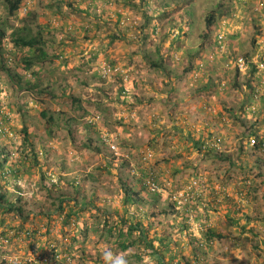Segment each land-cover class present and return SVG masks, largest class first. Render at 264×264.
I'll return each mask as SVG.
<instances>
[{
	"label": "rangeland",
	"instance_id": "1",
	"mask_svg": "<svg viewBox=\"0 0 264 264\" xmlns=\"http://www.w3.org/2000/svg\"><path fill=\"white\" fill-rule=\"evenodd\" d=\"M262 2L22 0L8 14L7 3L0 0L1 43L15 58L9 65L21 68L23 79L40 80L28 90L0 70V147L16 168L6 178L7 198L21 197L16 204L28 215L23 219L7 211L5 203L0 206V264H39V258L55 254L54 264H118L121 259L166 264L168 251L155 248L164 245L161 236L181 239L180 255L189 256L192 245L187 242L193 240L186 237L188 230L202 238L204 264H264V150L252 147L250 133L255 130L264 138V87L259 77L247 83L255 73L251 61L264 60V50L250 43L253 36L255 47L264 42V25L256 28L253 22H259ZM87 5L93 6L89 13L79 10ZM152 5L159 13L151 11ZM210 10L217 11L221 23L214 32L233 31L227 40L234 43L229 47L236 56L249 52L245 72L223 71V55L229 52L224 44L217 52L207 44L201 47ZM54 23L63 26L57 29ZM23 26L32 35L41 32L50 61L22 69L30 53L13 44L9 34ZM152 60H163L164 68H153ZM106 64L120 71L103 78L100 70ZM189 64L192 68L183 71ZM118 76L124 79V98L117 94ZM41 110L68 119L69 126L62 120L58 127L49 126ZM24 125L38 153L34 167L33 158L28 162L21 153L28 146L20 133ZM89 137L92 145H87ZM142 151H149L147 158ZM151 176L154 192L146 185ZM57 178L61 189L52 197L63 193L81 209L68 225L54 208L58 201L49 203L45 188ZM71 179L78 185L69 184ZM122 180L133 188L144 181L139 196L148 201L129 212H139L143 224H150L141 237L140 231L132 234L135 244L125 251L117 246ZM153 193L160 197L154 199ZM90 200L104 212L90 208ZM161 210L169 213L158 215ZM207 226L227 237L206 241L201 231ZM106 251L111 259L104 257ZM174 255L176 261L172 251Z\"/></svg>",
	"mask_w": 264,
	"mask_h": 264
},
{
	"label": "trees",
	"instance_id": "2",
	"mask_svg": "<svg viewBox=\"0 0 264 264\" xmlns=\"http://www.w3.org/2000/svg\"><path fill=\"white\" fill-rule=\"evenodd\" d=\"M21 1L22 0H5V2L8 5V14L15 13L19 7ZM127 1L129 2L132 0H127ZM142 2L144 4H148L151 2V0H142ZM68 5L72 6V3L69 2ZM152 7H154V8H152L151 11H153V12L155 11V12L159 13V10H157V8L154 5H152ZM219 7H222V4H220L218 6V8ZM92 9H93L92 5H87L86 7L81 8L79 10L81 12L87 14ZM222 10H223V12L225 11L224 9H222ZM216 12H217L216 10H210L206 14L204 29H203L201 36H200L201 41H202L201 47L205 48V46L207 44L211 48V51L213 50L214 52H217L218 48L223 44L226 47H229L231 44H233L231 41L227 40V38L232 35L229 32L225 33L221 37H219V33L214 32L215 28L221 27V23L217 22ZM150 13L151 14H149V12L145 11V15L148 17L152 15V12H150ZM149 20L150 19H148V21ZM258 21L259 22H256V20H253V22L255 23L254 26L256 28H258V26H263L261 24L260 17H259ZM187 23L190 24L191 20L187 19L186 24ZM1 24L2 23L0 22V70L2 72H5L9 78L14 79L16 82L22 83L25 86V88L28 90L32 89V88H37V82H39L40 80L31 82L30 79L29 80L23 79L22 74H20L21 68L20 69H17L15 67L13 68L11 65H9V62L12 60H15V58H14L13 51L11 49L6 48V46L3 43H1V38H3L5 35L4 31L1 29ZM93 25L95 27L97 25V23L93 24ZM62 26H63L62 24H61V26H59L55 23L53 25V27L57 28V29L62 28ZM66 28H70V26L69 27L66 26L65 29ZM153 29H156V26H154V24H153L152 30ZM39 32H37V34H35V35H32L30 29L26 26H23V27H20L16 30L12 31V33L9 34L13 44L19 46L20 48H25L26 51L28 53H30V56L23 58V60H22L23 68L22 69H25V70L29 69V68L31 69L32 66L35 65L36 63L37 64H43L46 61H50V60H47L48 54L44 50V46L47 44V41L42 38V35L40 34L41 32L40 33ZM126 35H127V32L123 33L122 37H126ZM255 41H256L255 36H253L250 39V43L252 44L253 48H255V49L260 48L261 44H259L258 46L255 47ZM236 55L237 54L235 53V51L229 47V52L227 54L223 55L224 56L223 64H222L223 71L228 73L233 69L235 73L239 74V71L237 69H234L233 66L231 65V62H232V60H234ZM243 55H244V57H246L248 64H249V61L251 60L249 52H245ZM55 57H59V55H57ZM249 58H250V60H249ZM226 64H228V66H226ZM250 64H251V69L254 70L255 69V63L251 61ZM150 65L153 68H156V67L161 68V69L164 68L163 60H152L150 62ZM191 68L192 67L189 64V66L187 68H184L185 70H183V71H185V72L189 71ZM37 74H38V72L35 71L33 75L37 76ZM116 80L118 82V93H117L118 97L123 95L122 98H124L126 95V92L124 91L123 76L116 77ZM251 80L256 81L254 79L253 74L251 76V79L247 80L248 85H249V82H251ZM210 83H213V82L211 81ZM237 85L238 84H236V86ZM253 94H254V91L252 90V95ZM263 97L264 96L262 95L260 98V100L262 99V102H260L262 104H264V98ZM74 101H78V100L74 98ZM241 111L245 112V107H243ZM39 114L42 118H44L46 120V123L49 126L55 125L58 127L59 121H61V120L64 122L66 127L69 126L68 119L63 120V118L61 116H58V115L54 116L45 110H41L39 112ZM20 133L23 136L24 144L28 145L27 147H24L21 149V153L23 154L22 156L28 162L30 161L31 158H33L34 163L30 164V166L34 167L35 165H37L39 163L38 153L35 150V145L31 140L32 137H31L30 132L28 131L27 126L24 125L22 127V129L20 130ZM250 133L252 135H254V138H253L254 144L252 147L254 149L264 150V138L260 134H257V131H255V130L250 132ZM99 140H100L102 145H105L104 142L101 141V138H99ZM215 141H218V140L215 139ZM86 142H87V145L93 144L91 137H89L86 140ZM94 148L97 150L100 149V147H98L97 144H94ZM145 152L146 151H142L141 154L144 156ZM206 153L208 155H210L212 153V149L207 150ZM39 154H42V152L40 151ZM215 155L219 156V157L222 156V154L216 150H215ZM259 160H261V159L259 158L257 161H259ZM11 164H13V163L9 162V152L7 150H5L3 147H0V182L2 180L4 181L2 184L0 183V206L2 208H4L3 203H5L4 205H5V209L7 211H13L19 217H21L23 219H27L28 215L27 214L24 215L22 205L16 204V202H20L22 198L19 196L16 197L15 200H9L7 198L8 189L6 187V182H7L6 178H7L8 174L15 173V170H16V168L12 167ZM18 169L20 170V168H18ZM259 175H261V173H259ZM150 178L154 179V176H151ZM250 180L255 181L254 179H251V178H250ZM154 181H155V179H154ZM60 182H61V179L57 178L55 180V182H49L48 184H46L45 188H47L48 193H49V198H50L49 203L53 204V202L58 201L57 205H55L54 208L56 209L58 214L61 216L63 223L68 225L69 223H71V221L72 222L76 221L77 212L81 211V209L76 208V202L75 203L73 202L74 199L73 200L67 199L68 196H65L63 193L59 194L57 197H55V196L52 197L51 192L59 191L61 189ZM76 183H75V179H71V181H69V184H71L72 186H77L78 183L77 184ZM122 184H123V188H124L123 193H122V197H121V207L123 208V213L119 214V219H120L119 221H120L121 228H119L117 230V236H118V238H121V240L118 242L117 246L119 247V249L121 251H125L135 244L134 239L131 237L132 234L136 231H140L139 236L141 237L142 233H144V232L146 233V230L150 226V224H146V225L143 224V221L140 219L139 212H136V211L132 212V213L129 212L131 209V206L134 207L139 202L141 203V202H147L148 201V200H144V198L141 197V195L139 196V193L143 192V189L146 188L144 181L142 183V181L140 180V185L138 188H133L131 185L127 184L125 182V180H122ZM153 195H154V199L160 197L159 194L153 193ZM172 205H174V204H172ZM90 206H92L90 208H96V205L94 204V200H90ZM96 209H98V213L104 212L103 208H96ZM100 209H102V210H100ZM236 209H237V211H241V207L236 206ZM136 210H137V208H136ZM168 213L169 212H167L165 210H161V212H158L157 214L158 215L163 214V215L167 216ZM45 215L49 216L48 212H46ZM103 225H105V226L107 225V219L104 220ZM36 230L34 229L31 231L34 233ZM108 231H109V228H108ZM241 231H239L241 234L238 233V236L242 237V239H243V238H245V236H244L245 233L242 234ZM201 232H202V237L206 241H210L213 238H215L214 240L217 241L220 238H226L227 237L226 235H223L222 233L218 232L217 229H214V228L208 227V226L205 227V229L202 230ZM186 237L188 238L189 241H191V239L193 240V242H187L188 244L190 243L192 245V247H189V249H190L189 250L190 251L189 256L180 255L181 250L184 249L183 246L182 247L180 246V244H181L180 241H182L181 239H176V238L173 239V238H171V234H169V233L166 236H161L162 241H164V245L158 246V247L156 246L155 248L160 253L163 252V250L168 251L170 257H169V261L166 262V264H173V263L174 264H204V260L206 259L207 254L203 251V248H202V246L204 244L202 242V238L195 237V236L191 235L189 230L186 234ZM237 239H236V244L240 245L242 239H239V238H237ZM172 251H175V253H177V256H176L177 260L176 261H173V259L175 258V255L171 256ZM178 256H179V258H178Z\"/></svg>",
	"mask_w": 264,
	"mask_h": 264
},
{
	"label": "built area",
	"instance_id": "3",
	"mask_svg": "<svg viewBox=\"0 0 264 264\" xmlns=\"http://www.w3.org/2000/svg\"><path fill=\"white\" fill-rule=\"evenodd\" d=\"M240 1L242 3H246V2H249L251 0H240ZM258 15H259L260 19L262 20V25H264V0L259 6ZM221 36H223V35L220 34L219 37H221ZM257 56L259 57L258 54H257ZM255 58L256 57L254 56L252 59H255ZM259 60L260 59L254 61L255 73H256V74L254 73V77H256V78L259 77L260 78V84H263V87H264V60H262V61H259ZM231 65L233 66L234 69H237L239 72L243 73L248 68V61L243 56H236L234 58V60H232ZM226 66H228V64H226ZM119 71L120 70L118 67H116V66L112 67V66L106 64V65H103L101 67L100 74L103 78H106V77L109 78L111 75H117ZM261 92H262V90L260 89V93ZM103 137H104L106 142L109 141L107 136L104 135ZM251 141L253 142L254 140L252 139ZM216 142H218V141H216ZM111 148L114 149L115 147L111 146ZM148 153H149V151L145 152L144 158H147ZM115 154L118 155V152H115ZM146 185L148 186V188L152 192L157 190V184L153 178L148 179L146 181ZM186 194H188V193L186 192ZM58 257H59V255L55 254L52 259H50V258L49 259L48 258H42V259L39 258L38 262H39V264H54V261H56Z\"/></svg>",
	"mask_w": 264,
	"mask_h": 264
},
{
	"label": "clouds",
	"instance_id": "4",
	"mask_svg": "<svg viewBox=\"0 0 264 264\" xmlns=\"http://www.w3.org/2000/svg\"><path fill=\"white\" fill-rule=\"evenodd\" d=\"M104 257L106 258V260L111 259L112 253L110 251H106L103 253ZM118 264H126V261H124L123 259L118 261Z\"/></svg>",
	"mask_w": 264,
	"mask_h": 264
},
{
	"label": "crops",
	"instance_id": "5",
	"mask_svg": "<svg viewBox=\"0 0 264 264\" xmlns=\"http://www.w3.org/2000/svg\"><path fill=\"white\" fill-rule=\"evenodd\" d=\"M233 33V31L230 33V34H232ZM232 42V41H231ZM233 43V42H232ZM234 44V43H233ZM260 48H262V50H264V42L263 43H261V47Z\"/></svg>",
	"mask_w": 264,
	"mask_h": 264
}]
</instances>
